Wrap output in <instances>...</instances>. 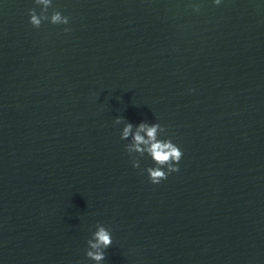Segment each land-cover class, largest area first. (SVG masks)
Segmentation results:
<instances>
[{
  "label": "water",
  "instance_id": "water-1",
  "mask_svg": "<svg viewBox=\"0 0 264 264\" xmlns=\"http://www.w3.org/2000/svg\"><path fill=\"white\" fill-rule=\"evenodd\" d=\"M42 7L0 0V264H96L98 223L100 264H264V0ZM142 121L183 153L158 184Z\"/></svg>",
  "mask_w": 264,
  "mask_h": 264
},
{
  "label": "clouds",
  "instance_id": "clouds-1",
  "mask_svg": "<svg viewBox=\"0 0 264 264\" xmlns=\"http://www.w3.org/2000/svg\"><path fill=\"white\" fill-rule=\"evenodd\" d=\"M36 5H42L39 14H37L36 8L29 9L30 23L39 28L42 21L49 20L48 9L52 4V0H34ZM216 4L220 3V0H215ZM50 22L53 24H65L69 23V17L62 15L60 11H53L50 16ZM64 31H69L65 28ZM122 117H116L115 123L122 122ZM165 128L159 123H148L142 121L136 127L133 132V125L131 123H125L121 132V139L128 140L129 143L125 145V150L129 153H138L139 156H144L146 153L155 162V166H150L146 169L149 179L152 183L158 184L167 176L179 171L178 162L181 160L183 153L180 147L172 142L170 138L160 139V134L164 133ZM133 167L139 168V159L133 158ZM165 166L167 171H165ZM88 249L86 250V256L95 261L96 264H100L105 260V249L112 244V234L108 228L102 224H97L96 231L92 233V238L87 241Z\"/></svg>",
  "mask_w": 264,
  "mask_h": 264
}]
</instances>
